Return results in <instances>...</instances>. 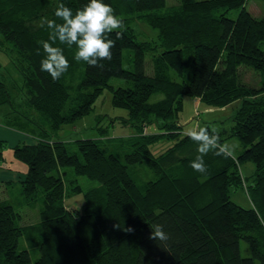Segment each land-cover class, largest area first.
Returning <instances> with one entry per match:
<instances>
[{"label": "trees", "instance_id": "1", "mask_svg": "<svg viewBox=\"0 0 264 264\" xmlns=\"http://www.w3.org/2000/svg\"><path fill=\"white\" fill-rule=\"evenodd\" d=\"M246 1L179 0L167 7L166 0H104L123 20V38L116 40L111 61L89 67L74 59L75 45L57 41L69 68L54 81L40 69L45 54L37 41H48L50 32L45 21L61 22L54 14L59 3L75 12L87 0H0V47L22 78L21 101L10 109L15 118H29L23 107L35 109L55 133L90 114L108 91L111 106L127 112L121 122L134 131L125 140L109 137L112 125L102 126L107 114H99L100 137L70 143L49 138L43 127L38 140L12 145L15 160L27 166L18 172L23 195L42 196L39 221L27 225L17 223L11 202L0 200V264H264V16L252 15ZM231 9H238L234 18L226 15ZM131 18L157 30L154 44L136 38ZM156 45L163 66L156 63L149 75L145 56ZM124 51L131 52L128 60ZM241 67L261 74L260 84L244 83ZM169 70L177 79L167 76ZM114 78L123 83H111ZM185 97L211 107L239 101L229 135L242 150L237 157L209 152L205 174L191 168L197 144L178 123ZM4 102L12 98L0 77V105ZM153 120L163 123L161 132L145 130ZM225 131L220 130V142ZM162 138L172 145L154 154L150 146ZM6 146L0 140V163ZM142 160L153 177L147 174L138 184L130 169ZM237 160L255 168L247 177L248 207L231 199L232 190L246 181ZM78 176L97 185L83 188ZM69 193L82 194V211L65 206ZM156 224L164 226L167 240L150 238ZM129 226L134 231H126ZM242 241L247 256L241 254ZM26 243L39 250L34 261Z\"/></svg>", "mask_w": 264, "mask_h": 264}, {"label": "rangeland", "instance_id": "2", "mask_svg": "<svg viewBox=\"0 0 264 264\" xmlns=\"http://www.w3.org/2000/svg\"><path fill=\"white\" fill-rule=\"evenodd\" d=\"M178 2L179 0H166L167 7L174 6L178 4ZM245 7L256 17L264 16V0H247ZM221 11L222 10H218V12ZM237 13L238 9H231L226 13V15L234 18L237 16ZM131 20V26L137 39L148 40L153 44L156 42V29L150 28V26L139 18H131ZM4 45H6V43H4ZM159 52L160 48L156 45V49L146 53L145 66L149 75H153L156 71V63H160L159 66L161 67L163 66L161 61L157 60ZM129 53L131 54L130 51H126L124 54V58L126 60L129 59ZM10 61V53L5 49H0V62L6 64V68L0 66V77H3L7 83L12 98V103L4 102L0 105V138H7L0 139L7 142V146L3 149L4 160L0 163V200L7 199L12 203L15 210L19 213L17 221L19 225L35 224L39 221V208L41 205L42 195L41 192H39L35 200L29 198L27 199L23 195L20 186L21 176L18 172H25L27 166L25 163L15 160L11 149L12 145H15L18 140L25 142L38 140L42 135L43 127L48 131L49 138L53 140L59 138L70 143L77 138L100 137L99 135L101 133L98 128H96V117L99 114H107L105 118L101 120V124L103 123L102 126H106L108 124L110 126L112 125L108 132L109 137L120 136L122 140H125L128 139L134 131L129 124L126 125L121 122L120 118L126 117L127 112L122 108H114L111 106V95L108 91H104L98 98L95 103V108L92 112H90V114L77 120L74 124L65 125L55 133L49 129V122L45 120L35 109H27V107H23V112H25L29 118L24 120H22L21 117H19V119L17 117L15 118V114L12 113L10 109L13 106L16 108L17 104L21 101L18 99L22 96L20 89L22 86V78L18 70ZM167 76L177 79L172 70L167 72ZM240 76L244 83L254 86H258V84H260V80L262 79L261 74L247 67L240 68ZM111 83L122 84L123 81L114 78L111 79ZM238 105L239 101H235L224 107H211L201 102L199 99L185 97L183 109L178 118V123L181 124V131L183 133H187L190 128L197 126H206L209 128L216 127L219 130L224 129L226 131L223 135V141L220 143L230 145L232 150L231 155L237 157L242 150V147L239 140L236 137H231L229 134L231 126L235 123L233 116ZM111 120H113L112 123H110ZM20 122H24V124H19ZM162 124L163 123L160 120H153V123L149 124L145 130L147 132L154 133L161 132ZM171 145L172 142L168 138H162L151 144L150 148L154 154H158ZM127 147L129 146L127 145L121 147L124 149H121L119 152L123 153ZM146 163L147 161L142 160L135 166L138 175L140 174L142 176L141 177L139 175L141 179L134 172L135 168L132 167L130 169L132 178L138 184H143V182L146 181L147 174H149V179L153 177V172L149 169ZM236 163H239L237 168L241 176L243 178L246 177V183L242 182L240 187L232 190L231 199L239 203L241 206L248 207L250 205V200L247 195V185L251 182V179H248L247 177H250L254 173L255 168L251 162H240L237 160ZM66 171L68 173V178H71L73 171L70 168L66 169ZM77 178L79 184L83 188L97 185L96 180H91L84 176H78ZM83 202L82 194L78 193H69L64 200L66 207L72 210H78L79 212L82 211ZM24 246L29 251L31 261H34L37 257H39V250L37 247L31 245L28 246L27 243ZM241 254L244 256L249 255L248 249L243 241L241 242Z\"/></svg>", "mask_w": 264, "mask_h": 264}, {"label": "clouds", "instance_id": "3", "mask_svg": "<svg viewBox=\"0 0 264 264\" xmlns=\"http://www.w3.org/2000/svg\"><path fill=\"white\" fill-rule=\"evenodd\" d=\"M54 14L61 22L46 20L50 30L48 41H37L45 54L40 61L41 71L47 72L54 81L67 72L69 61L63 48L55 46L57 41L69 48L75 45L74 59L85 62L89 67L103 68L102 61H111L116 40L123 38V20L117 17L109 4L104 0H87L82 8L74 12L64 3H59ZM114 31L116 39L111 38ZM186 135L197 144L198 154L190 162L191 168L197 173L207 172L204 156L209 152L225 157L232 154L230 145L220 143V130L216 127H193ZM151 229L150 238L161 241L168 239L163 225L156 224ZM125 230L134 231L131 226Z\"/></svg>", "mask_w": 264, "mask_h": 264}, {"label": "crops", "instance_id": "4", "mask_svg": "<svg viewBox=\"0 0 264 264\" xmlns=\"http://www.w3.org/2000/svg\"><path fill=\"white\" fill-rule=\"evenodd\" d=\"M0 43H1V42H0ZM0 46H2V45H0ZM0 49L3 50V48H1V47H0ZM0 66L6 68V64H3L2 62H0ZM0 70H1V69H0ZM0 139H7V138H0ZM18 142H20V141L18 140L16 143H18ZM21 172H22V171H21Z\"/></svg>", "mask_w": 264, "mask_h": 264}]
</instances>
